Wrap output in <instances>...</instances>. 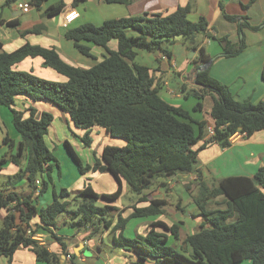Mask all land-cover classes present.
I'll return each mask as SVG.
<instances>
[{
	"label": "trees",
	"instance_id": "1",
	"mask_svg": "<svg viewBox=\"0 0 264 264\" xmlns=\"http://www.w3.org/2000/svg\"><path fill=\"white\" fill-rule=\"evenodd\" d=\"M17 1L8 0L5 6ZM47 1L31 0V5L41 9ZM106 2L127 4L126 0ZM64 7V3H60L46 9L45 14L57 16ZM190 12L191 8L185 7L168 16L145 15L109 20L101 26L85 24L67 28L65 38L72 41L84 57L94 59L88 45L105 50L104 59L89 69L69 65L55 49L30 43L12 53L0 55V109L11 111L13 126L20 138L18 144L8 136L4 138L3 144L9 147L12 155L0 159V171L7 163L19 167L17 179H25L30 189L27 197L0 190V210L7 212L0 227V258L11 263L17 251L28 249L35 254L38 263L64 264L59 255L39 245L33 237L47 234L64 246L55 231L63 224L59 217L70 213L73 228H91L94 232L111 229L115 246L137 254L134 264H264V167L254 178L231 177L212 188L200 182V196L195 203L203 223L183 242L192 250L190 257L168 244V235L180 238L181 228L176 224L169 227L162 222L153 223L145 236L137 238L118 234L130 219L163 215L168 206L166 201L152 200L146 208L134 207L127 218L120 212L115 225L114 214L118 208L108 204L97 206L101 198L116 202L122 196L124 182L132 193L141 197L161 179L166 182L196 173L199 154L210 146L226 149L231 147L232 138L237 134L249 138L264 131V101L258 104L237 101L227 86L209 75V70H202L194 79L197 90L187 93V96L199 100L194 111L202 110L205 98L213 100L210 116L214 135L200 144L205 139V124L194 120L183 108L165 102L155 86L151 70L134 64L138 51L156 52L164 43L179 38L194 42L203 36L217 41L222 47V56L226 58L243 53L246 48L243 40L235 45L228 38L214 37L204 19L197 23L189 20ZM5 24L16 26L0 16V27ZM129 30L138 35L129 36ZM37 32L38 29H33L22 36ZM112 41L118 44L116 51L109 49ZM192 49L199 50V70L213 59L200 45L195 44ZM164 53L169 55L166 51ZM36 58L43 60L44 68L66 81H47L13 70L26 59ZM262 77L264 80V69ZM18 97L34 103L49 102L68 114L74 126L84 132L81 141L87 148L92 147L91 134L95 128L105 130L113 139L125 141L123 147H104L100 158H96L92 165L85 164L72 145L65 142L81 175L109 173L118 184L116 192L100 196L90 184L75 194L66 189L60 192L54 189L51 204L39 210L35 205V194L38 192V196H42L48 191L49 183H52V163L59 165L47 144L54 116L43 112L38 117V111L33 107L26 111L15 110ZM23 159L25 165L21 166ZM44 174L48 181L44 180L38 191L36 182ZM220 197H225L226 209L208 211L209 202ZM140 201L146 199L140 198ZM73 205L76 210L70 211ZM35 219L39 222L33 223ZM65 220L64 223H68ZM28 230L31 236L27 235ZM74 258L72 255V262Z\"/></svg>",
	"mask_w": 264,
	"mask_h": 264
},
{
	"label": "crops",
	"instance_id": "2",
	"mask_svg": "<svg viewBox=\"0 0 264 264\" xmlns=\"http://www.w3.org/2000/svg\"><path fill=\"white\" fill-rule=\"evenodd\" d=\"M7 1L8 0H0V16L6 22L14 23L16 26L5 24L0 27V55L12 53L26 43H30L44 48L55 49L60 57L69 65L73 66L74 62L80 61L81 63L84 62L83 64H85V66H88L86 69L93 67L104 59L106 52L102 48L88 45L91 48V54L94 56V59L84 57L77 51L74 43L65 38L67 29L64 27L65 18L73 11H76L79 17L69 25L68 28L72 29L85 24L101 26L106 21L121 18L145 15L168 16L179 8L190 7L191 12L189 20L193 23H197L201 19H204L208 23L211 30L210 33L214 37L228 38V40L235 45H238L240 41L243 40L246 45L243 53L233 58H226L222 56V47L214 40H209L203 36L196 38L194 42L179 38L164 43L162 48L156 51L155 56L159 64L157 68L148 67L151 70V75L155 79V86L158 89L160 97L169 105L176 108H183L190 112L194 120L205 124V139L200 144L209 138L208 130L214 126L210 116L213 100L207 97L210 98L211 102L206 106L205 98L202 101V110L194 111L199 112L200 114L198 115H193L191 111L186 108V102L190 101H187V99L191 97L187 96V93L192 90H197L194 79L199 72L197 63L199 50H193V45L197 44L204 47L207 54L214 59L206 70H209V75L213 79L227 86L237 101H250L253 104L264 101V80L262 77L264 69V0H126L127 4H108L106 0H48L41 9L33 7L31 5V0H18L10 6H5ZM60 3H64L65 7L59 15L49 17L45 14L46 9L55 7ZM24 4H30L31 6L27 13H24L20 7ZM227 17H234L239 20L231 21L228 20ZM241 26L243 27L241 28ZM252 28L255 29L253 30ZM33 29H38V32L26 37L22 36L24 32ZM127 34L129 36L138 35L137 33L133 34L129 31ZM117 47L118 44L116 41H112L109 44V49L111 51H116ZM164 51L168 52L169 55L164 53ZM75 66L78 67L77 65H74V67ZM13 70L28 72L37 77L39 75L43 76L44 74L51 73L49 71L50 69L48 70L43 67V60L41 58L26 59L22 63L14 66ZM43 103L47 105L51 104L46 101L34 103L28 98L18 97L15 110L26 111L30 107H35L38 111V117L39 115L41 116L43 112L54 114L49 108L43 106ZM195 105L192 106V109H194ZM50 106L68 116V114L53 104ZM5 117H7L9 121V125H7L10 128L9 130L6 128V123L4 122ZM4 129L7 132L5 135H3ZM79 131L82 137L84 132L81 130ZM0 134L2 143L7 136L16 144L20 142L19 135L13 126L12 113L6 108L0 109ZM91 137L93 139L92 146L95 144V140L101 137L102 147L99 149L98 153L95 152L97 156L91 160V163H86L89 165H92L96 158H100L104 147L108 146L105 144L103 145V143L105 139H107L106 137L110 136L105 130L95 128L92 131ZM6 149L5 147L4 151H6ZM202 155H206L203 159L207 161V163L203 165V168H197L196 173L182 176L187 182L176 181L177 178L175 177L172 178L171 181H159L152 188L145 191L143 196L132 195L129 206L125 207L123 205L120 207L117 206V202L124 194L130 193V189L127 188L124 182L122 196L112 205L118 208V212L114 214L115 220L113 225L116 224L117 216L120 212L124 218H127L133 213L134 207L146 208L149 206V201L164 200L167 202L168 206L166 208L167 211L163 215L151 218L130 219L134 221V227L131 229L127 223L126 228L123 231H119L118 234L121 232L124 235L125 230L129 228L134 234V238H137L145 236L153 223L162 222L169 227L176 224L181 228L180 238L175 239L173 236L168 235V244L187 257H190L192 255V250L185 247L183 242L203 223V218L200 216L195 201L193 203L196 205L197 211L186 212L185 210H180V213L175 216V204L170 200L175 197V182L178 184L180 183V186L184 185L183 187L189 195L190 192L193 191L199 192V188L194 187V185L190 192H188L186 185L190 183V180H197L199 184L203 182L209 188H212L217 186L221 180L231 177L254 178L258 170L264 167V131L257 132L249 138L242 136L239 139L233 140L231 147L226 149H221L217 145L210 146L199 154V158L202 157ZM24 162L25 160H21V166ZM204 168L207 169L212 177H205L203 172ZM6 170H8V173H5ZM19 170V167L14 164H10L7 168L5 167L1 170L4 174H8L5 177H8L9 181H5L3 186H0V190L6 193H23V195L27 197L30 195V189L26 188L25 183L20 185L14 181ZM80 176L83 177L86 175L80 174ZM221 176H223V178ZM79 179L81 180V178ZM77 183L78 187L75 189L71 190L65 186L62 189H66L68 192L75 194L82 191L85 185L88 184L82 180L80 182L77 181ZM39 185L40 184L37 186ZM113 193L114 192L102 194L109 195ZM72 198L73 196L70 199ZM140 198H145L146 201L141 202ZM222 199L223 205L219 206L220 204L217 205L216 202L217 206L215 209H211L210 205H207V210H225V197ZM34 201L36 207L41 210L50 205L53 199L49 201L44 195L38 196L37 192ZM180 214L182 217H179ZM6 215V211L0 210V220L2 222ZM38 222L39 219H35L33 223ZM61 223H64V220L61 221ZM158 230L161 231L160 229ZM110 231L111 229H101L98 232H94L91 228L76 229L73 227L62 228L60 226V228L55 231V234L63 240L64 246L47 234H36L33 239H36L39 245L46 247L50 252L59 255L62 263H64V256L66 254L75 256L73 261L74 264H99L100 262L104 264H134L137 262V254L134 251L125 250L113 244L112 233ZM16 255L11 263L5 258H0V264H41L37 262L36 258L15 261ZM243 264L251 263L245 262Z\"/></svg>",
	"mask_w": 264,
	"mask_h": 264
},
{
	"label": "rangeland",
	"instance_id": "3",
	"mask_svg": "<svg viewBox=\"0 0 264 264\" xmlns=\"http://www.w3.org/2000/svg\"><path fill=\"white\" fill-rule=\"evenodd\" d=\"M129 32L136 34L135 31H132V30H129ZM155 54H156V52L153 53V52H148V51H138V55L134 61V64L139 65V66H147L149 68H157L159 64L156 60ZM88 62H90V61H88ZM83 63H81L80 61H77V62H74L73 66L77 65L78 67H82L83 69H86L88 66H85V64H83ZM49 71L51 73L44 74L43 76L39 75L38 77L41 79H45L47 81H52V82L64 83L66 81L65 78L56 74L52 70H49ZM26 73H28V72H26ZM42 77H44V78H42ZM187 101H189V102H186V108H188L193 115L200 114L199 112H194V109H192V106L195 105L197 103V101H199V100L196 99L194 96H191L189 99H187ZM210 102H211L210 98H206V104L205 105L208 106L207 104H209ZM50 105L43 103V106L49 108V110L53 111V113H54V114L51 113L54 116V121L50 127L49 135L47 137V144H48L50 150L52 151L53 155L55 156L56 161L59 165L55 164L54 162L52 163V164H54V165H52L53 171L51 173L52 183H49V189L44 194V196H46L49 199V201H51L53 199L52 192H53L54 188L57 190V192H60V190L64 186L72 190V189H75L76 187H78L77 181L80 182L81 180L83 182H87L88 184H90L91 187L94 189V191H96V193L99 194L100 196L104 195L102 193L116 192V190L118 188V184L115 181V179L109 173L87 174L86 176L81 177L80 173L78 171L77 164L75 163L74 159L72 158V156L70 155V153L67 151V149L65 147V142L68 141L72 145V147L74 148L76 153L80 156V158L82 159V161L85 164L91 163V160L97 156L96 153H98L99 149H101V147H102L101 146L102 138L99 137L97 140H95L96 142L92 147H90V148L85 147V145L81 141L80 131L70 121L69 117L66 116L64 113L60 112L59 110L57 111L56 109L52 108ZM6 109H8V108H6ZM39 117H40V115H39ZM4 122L6 123V128L9 130L10 128L7 126V125H9V121L7 120V117L4 118ZM3 128H4V126H3ZM6 133L7 132L4 129L3 135H5ZM106 138L107 139H105L103 145L105 144V145H111V146H116V147H123L125 145V141H123V140L113 139L110 137H106ZM5 147L7 148L6 151H4ZM10 155H12V153L10 152V149L8 148L7 145H3L2 140H1V134H0V159L3 158L4 156L9 157ZM203 157L205 158L206 155H202V157L199 158L197 168H203L204 167L203 165L205 163H207V161H204ZM22 161H24V159ZM8 164L10 165L12 163H7L6 165L3 166V168H5V167L7 168L9 166ZM24 165H25V162L23 163L22 166H24ZM1 172L2 171H0V186L2 187L3 184L5 183V181H9V178L5 177L8 174H4L2 172V174H3L2 175ZM19 172H20V170H19ZM203 172H204V175L206 178H208L209 176L212 177L206 168H204ZM5 173H8V170H6ZM221 177L223 178V176H221ZM79 178H81V180ZM44 180L48 181L46 174L38 177V181L40 184L39 186H37L38 191L40 189H42V184H43ZM161 180H159V181H161ZM14 181H16V183L20 184V185L25 183V186L28 189L27 181L25 179L24 180L17 179V176H16L14 178ZM176 181L187 182L186 180L183 179L182 176L177 178ZM197 182H198L197 180L196 181L190 180V183H188V185H186L188 192H190V190L193 188V185H194V187L199 188V192L193 191V192H190L189 195H188L186 189H184V187H183L184 185L180 186V183L178 184L175 182V197L170 199L171 202L173 204H175V216L178 213H180V210L181 211L185 210L186 212H189V211L195 212L198 210V209H196V205L193 203L200 196V184ZM127 188H128V186H127ZM19 195L24 196L23 193H21ZM132 195L135 196V194L132 193L131 191H130V193L124 194L120 198V200L117 202V206H120V207L123 205L125 207L129 206V204L131 203L130 201H131ZM222 198L223 197H220L218 199H214V200L210 201L208 205H210L211 209H215L217 205H219V204H220L219 206L223 205V201H222L223 199ZM216 202H217V205H216ZM114 203H116V202H106V201H104V199L101 198L100 201L98 202L97 206H104L106 204L114 205ZM75 210H76V207L73 205L70 208V211H75ZM166 211H167V209H166ZM69 216H70V213H65L59 217L58 220L60 222L65 220V219H67L65 221L68 222V223H63L61 225L62 228H65V227L72 228L71 224L73 223V220ZM179 217H182V215L180 214ZM133 222H134L133 220L132 221L130 220L128 222L131 229L135 225V224H133ZM0 227H2V221L1 220H0ZM142 231H143V229H142ZM124 235L127 238H134V234L130 231L129 228L125 230ZM32 258H36L35 254L32 251L21 249V250H19V252L17 251L15 261L16 260L20 261L23 259L27 260V259H32ZM99 264H104V263L100 262Z\"/></svg>",
	"mask_w": 264,
	"mask_h": 264
},
{
	"label": "built area",
	"instance_id": "4",
	"mask_svg": "<svg viewBox=\"0 0 264 264\" xmlns=\"http://www.w3.org/2000/svg\"><path fill=\"white\" fill-rule=\"evenodd\" d=\"M21 7V9H22V11L24 12V13H27L29 10H30V8H31V6H30V4H24V5H21L20 6ZM78 17H79V14L76 12V11H73V12H71L68 16H66V18H65V22H64V27L65 28H68L69 27V25H71L74 21H76L77 19H78ZM214 135V128H210L209 130H208V136L209 137H212ZM242 137V135H240V134H237V135H235L232 139L233 140H236V139H239V138H241ZM37 183V185L39 184V182L37 181L36 182ZM27 235L28 236H31L32 234H31V232L28 230V232H27ZM36 240V239H35ZM72 254H67L66 256H64V264H73V262H72Z\"/></svg>",
	"mask_w": 264,
	"mask_h": 264
},
{
	"label": "water",
	"instance_id": "5",
	"mask_svg": "<svg viewBox=\"0 0 264 264\" xmlns=\"http://www.w3.org/2000/svg\"><path fill=\"white\" fill-rule=\"evenodd\" d=\"M213 61L214 59H212L208 65H206L204 68L200 69L199 71L206 70L212 64Z\"/></svg>",
	"mask_w": 264,
	"mask_h": 264
}]
</instances>
